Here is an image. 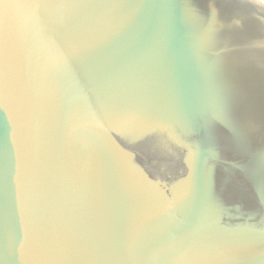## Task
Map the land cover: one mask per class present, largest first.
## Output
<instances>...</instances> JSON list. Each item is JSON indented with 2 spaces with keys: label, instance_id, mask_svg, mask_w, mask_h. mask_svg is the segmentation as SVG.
I'll list each match as a JSON object with an SVG mask.
<instances>
[{
  "label": "water",
  "instance_id": "1",
  "mask_svg": "<svg viewBox=\"0 0 264 264\" xmlns=\"http://www.w3.org/2000/svg\"><path fill=\"white\" fill-rule=\"evenodd\" d=\"M0 264H264L259 0H0Z\"/></svg>",
  "mask_w": 264,
  "mask_h": 264
},
{
  "label": "bare ground",
  "instance_id": "2",
  "mask_svg": "<svg viewBox=\"0 0 264 264\" xmlns=\"http://www.w3.org/2000/svg\"><path fill=\"white\" fill-rule=\"evenodd\" d=\"M259 2L264 6V0H259Z\"/></svg>",
  "mask_w": 264,
  "mask_h": 264
}]
</instances>
